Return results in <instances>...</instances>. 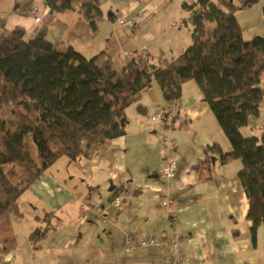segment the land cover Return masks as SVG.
Wrapping results in <instances>:
<instances>
[{"label": "crops", "instance_id": "1", "mask_svg": "<svg viewBox=\"0 0 264 264\" xmlns=\"http://www.w3.org/2000/svg\"><path fill=\"white\" fill-rule=\"evenodd\" d=\"M260 2L237 11L246 38L264 35V28L245 29L251 14L264 18ZM34 6L42 22L49 20L48 38L60 50L72 46L88 58L104 53L118 69L139 53H151L148 25H143L140 17H144L133 6L121 17L134 20L130 38L105 3H101L105 19L96 29L79 10L51 14L44 0H0V23L8 30L24 29L30 37L42 23L33 18ZM169 29L180 30L176 22L169 23ZM175 37V53H179L192 42L191 27ZM163 57L172 56L161 54L156 59ZM141 101L145 111L136 103L127 108L124 135L106 140L91 157L77 161L60 157L25 188L19 201L23 215L13 218L18 246L1 264H169L173 243L141 245L126 252L128 234L151 233L179 239L186 258L176 264H264V224L253 238L247 218L249 200L238 177L241 161L224 163L217 153L205 150L219 143L229 151L231 143L198 84L185 81L180 97L169 100L153 81L143 90ZM167 107L177 110L173 126L153 122L156 111ZM262 121L264 100L260 114L250 118L243 134L259 135ZM166 138L172 140L170 153L179 170L164 182L158 171L166 163L162 155ZM118 195L123 209L116 212L112 200ZM165 196L177 203L162 205ZM96 204L102 213L95 210ZM38 226L50 230L35 248L29 235Z\"/></svg>", "mask_w": 264, "mask_h": 264}, {"label": "trees", "instance_id": "2", "mask_svg": "<svg viewBox=\"0 0 264 264\" xmlns=\"http://www.w3.org/2000/svg\"><path fill=\"white\" fill-rule=\"evenodd\" d=\"M44 1L51 14L83 12L93 29L105 19L101 0ZM257 2L184 0L191 44L156 61L151 53H139L119 69L104 53L88 58L72 46L58 49L47 35L49 20L30 37L0 23V112L12 106L14 114L12 126L0 116V264L18 246L13 218L23 215L19 201L25 188L60 157H91L106 140L124 135L127 108L136 103L145 111L142 93L153 81L169 100L180 97L185 81L198 84L231 143L229 151L219 143L205 150L224 163L241 161L238 177L256 238L264 224V131L246 136L242 129L260 114L264 100V35L246 38L237 11ZM177 116L175 109L171 126ZM49 230L38 226L30 233L35 248Z\"/></svg>", "mask_w": 264, "mask_h": 264}, {"label": "rangeland", "instance_id": "3", "mask_svg": "<svg viewBox=\"0 0 264 264\" xmlns=\"http://www.w3.org/2000/svg\"><path fill=\"white\" fill-rule=\"evenodd\" d=\"M183 1L184 0H101L102 3L107 4L110 12L116 13L117 17L115 22L120 27L121 31L124 32L123 34L127 35L129 38L132 36V32L135 29L125 26L121 23L122 14L126 13L125 11L128 12V6H133L138 14L141 12V16L144 18L140 17V21L143 23V25H148L146 37H152L149 51L154 54L153 58L155 61L156 57L161 56V54H166L168 57H175L178 54L175 53L173 44L176 38L175 36L185 35L187 28L189 26L192 28V24L190 22H185V16L187 15V12L182 6ZM263 5L264 0H261L259 6L260 9H264ZM248 17L249 23H245L246 30H250L252 28H264V18H261V16H257L255 14H251ZM172 22H176L178 24L180 29L178 30V33L173 29H169V23ZM207 26L210 27L212 24L207 22ZM155 31L159 35V39L155 37ZM0 116L12 126L11 121L14 119L12 106L5 107L0 112ZM31 146L34 156L37 157L34 144L31 143Z\"/></svg>", "mask_w": 264, "mask_h": 264}, {"label": "built area", "instance_id": "4", "mask_svg": "<svg viewBox=\"0 0 264 264\" xmlns=\"http://www.w3.org/2000/svg\"><path fill=\"white\" fill-rule=\"evenodd\" d=\"M32 12L34 14V16H33L34 20L37 22H42L39 13H37V7L36 6L33 7ZM121 23L125 26H128V27H132L135 24L134 20L126 19V18H122ZM129 54L131 56L135 55V53L132 51H130ZM174 112H175V108H173V107L160 108L156 111V113L152 116L151 119L153 122L162 123L165 125H171L172 124V116H173ZM260 129H261V131H264V121H262L260 123ZM171 141L172 140L170 138H166L164 140L163 147H162V155L166 157V163L159 167L158 173L164 182L175 177V175L177 174V172L179 170V164H178L176 157H174L170 153ZM161 203H162V205L168 207V206L175 205L177 203V200L175 198H169V197L165 196L161 200ZM112 205H113L114 210L116 212L119 210H122L123 209V203H122L121 196H119V195L115 196L112 200ZM94 208L96 211H98L100 213H102V211H103L99 204H96L94 206ZM83 210H85V209H83ZM105 220H109V219H107V217H106ZM168 243H173L174 248H175L174 254H173L169 264H176L178 260L186 258V256L182 253L178 238H175V239H171L168 237L161 238L158 236L157 233H151L148 236H145V235H139L138 236L137 234H128L124 240V247H125L126 252L131 253L137 247H139L141 245H161L162 246V245H166Z\"/></svg>", "mask_w": 264, "mask_h": 264}]
</instances>
